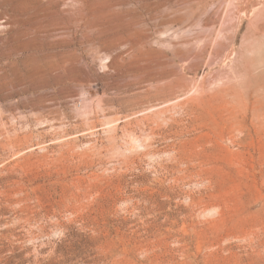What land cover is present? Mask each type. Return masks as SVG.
Masks as SVG:
<instances>
[{
    "label": "rangeland",
    "instance_id": "rangeland-1",
    "mask_svg": "<svg viewBox=\"0 0 264 264\" xmlns=\"http://www.w3.org/2000/svg\"><path fill=\"white\" fill-rule=\"evenodd\" d=\"M0 264H264V0H0Z\"/></svg>",
    "mask_w": 264,
    "mask_h": 264
}]
</instances>
